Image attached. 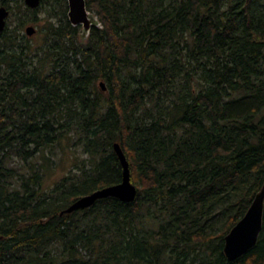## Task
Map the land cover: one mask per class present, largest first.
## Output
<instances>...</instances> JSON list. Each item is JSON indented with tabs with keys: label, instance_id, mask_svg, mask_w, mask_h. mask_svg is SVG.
Segmentation results:
<instances>
[{
	"label": "trees",
	"instance_id": "trees-1",
	"mask_svg": "<svg viewBox=\"0 0 264 264\" xmlns=\"http://www.w3.org/2000/svg\"><path fill=\"white\" fill-rule=\"evenodd\" d=\"M85 1L87 35L68 0H0V264H264V225L224 255L264 186V0ZM115 143L137 199L61 216L122 182ZM62 144L90 165L45 189Z\"/></svg>",
	"mask_w": 264,
	"mask_h": 264
},
{
	"label": "water",
	"instance_id": "water-1",
	"mask_svg": "<svg viewBox=\"0 0 264 264\" xmlns=\"http://www.w3.org/2000/svg\"><path fill=\"white\" fill-rule=\"evenodd\" d=\"M31 9L40 7L42 0H24ZM68 18L72 26H82L87 34L94 22H90V13L85 0H68ZM10 15L6 7H0V36L5 31L7 19ZM95 21V20H94ZM27 36L35 34L34 27L25 30ZM114 151L123 168L122 182L116 185L98 189L93 193L75 200L68 208L61 212V216L69 215L80 210L93 207L96 202L107 198H115L125 203H133L137 198V191L131 181L129 162L119 143L114 144ZM264 225V186L256 194L252 205L245 216L232 228L225 238L224 255L229 261H236L248 254L258 243Z\"/></svg>",
	"mask_w": 264,
	"mask_h": 264
},
{
	"label": "rangeland",
	"instance_id": "rangeland-1",
	"mask_svg": "<svg viewBox=\"0 0 264 264\" xmlns=\"http://www.w3.org/2000/svg\"><path fill=\"white\" fill-rule=\"evenodd\" d=\"M24 3V0H23ZM25 4V3H24ZM49 8V6H45L43 8V11H41L37 15V23L33 22L34 16L31 15L32 20H28V24L22 28L21 32L26 35V28L29 26H32L35 28L36 32L33 36L29 37L31 43L36 45L39 44L43 37H44V29L48 25V23L51 21L48 19V14L46 10ZM17 17H23L24 11L20 8H16L15 11ZM17 17L14 19L13 26L15 27L17 25ZM94 25H97L96 18H93ZM55 23V21H54ZM82 32L87 35L84 30L82 29ZM83 36V35H82ZM97 88L100 92L106 93V84L104 81L100 80L97 82ZM62 150V151H61ZM61 150L56 151L57 157L54 159L56 163H54L53 167L50 168L49 175L46 179V185L45 189H49L51 186H53L56 182L61 181L62 179L71 176L74 177L76 175L81 174V168L85 165L89 167L90 161L89 157L83 154L81 149H71V144L66 145L62 144Z\"/></svg>",
	"mask_w": 264,
	"mask_h": 264
},
{
	"label": "bare ground",
	"instance_id": "bare-ground-1",
	"mask_svg": "<svg viewBox=\"0 0 264 264\" xmlns=\"http://www.w3.org/2000/svg\"><path fill=\"white\" fill-rule=\"evenodd\" d=\"M89 18H90V22H94V19H93V16L90 14V16H89ZM83 28V27H82ZM134 185V184H133ZM135 186V185H134ZM135 188H136V186H135ZM136 191H137V195H138V190H137V188H136ZM137 199V198H136ZM97 203V202H96Z\"/></svg>",
	"mask_w": 264,
	"mask_h": 264
}]
</instances>
